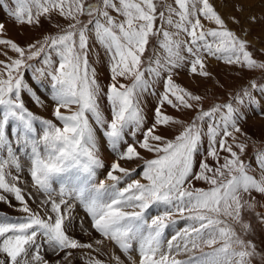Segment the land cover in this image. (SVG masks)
Segmentation results:
<instances>
[{"label":"snow or ice","instance_id":"obj_1","mask_svg":"<svg viewBox=\"0 0 264 264\" xmlns=\"http://www.w3.org/2000/svg\"><path fill=\"white\" fill-rule=\"evenodd\" d=\"M12 2L14 8L3 7L17 25L49 21L57 31L20 44L0 23V150L7 152L0 157V203L21 214L0 217V264H73L77 255L82 264H252L260 253L246 239L255 229L244 217L251 213L264 225V151L254 153L255 169L242 158L252 139L243 125L249 113L264 118V60L247 39L250 28L237 16L226 20L212 0H173L164 10L157 0ZM231 7L244 12L240 3ZM246 20L258 22L255 15ZM96 45L107 57L106 85L91 63ZM212 61L241 74L259 70L261 79L224 97L178 82L183 71L223 88ZM148 96L156 99L150 123ZM48 100L52 119L28 106L45 108ZM98 133L117 159L97 181L104 167ZM17 150L28 156L27 180ZM133 160L143 162L138 179L120 163ZM153 206L163 210L149 218ZM76 208L88 234H96L91 241L69 234ZM176 216L188 223L165 249L162 237Z\"/></svg>","mask_w":264,"mask_h":264},{"label":"rangeland","instance_id":"obj_2","mask_svg":"<svg viewBox=\"0 0 264 264\" xmlns=\"http://www.w3.org/2000/svg\"><path fill=\"white\" fill-rule=\"evenodd\" d=\"M263 0H212V2L216 5L217 10L221 13L222 16L227 20L230 16H237L241 19L242 23L245 24L247 28H250L251 34L247 37L248 40L253 42L254 50L256 51L257 58L260 60H264V55H261L259 52V49L264 47V38L258 39L261 37L262 32H264V3ZM158 7L160 10H164L165 6L167 4H173V0H157ZM232 3H240L243 8L244 12L241 14L240 12H237L233 10L231 7ZM227 4L225 7L224 5ZM3 5H7V8H14L15 5L13 4L12 0H3V3L0 2V23H4L7 28L13 29L15 35L14 39L20 41V34L21 32L29 33V39L22 44H26L28 42L34 41L36 39H40L43 34L45 33H54L57 31V29L53 26V24L49 21L43 22V27H29L28 25H17L8 15V12ZM115 15V14H113ZM250 15H255L257 17L258 22L256 24H249L246 20V18ZM56 20H59V17H55ZM86 20L87 18L84 17ZM61 23H67L66 21H60ZM229 27L234 29L239 33L240 29L239 26L229 23ZM21 31V32H20ZM17 32V33H16ZM21 44V42H19ZM155 44V40L152 42ZM9 55L12 56L14 53L9 52ZM147 56L152 55V46H149V51L145 54ZM4 59V56L0 55V60ZM91 63L93 67L96 68L99 81L102 85H106L109 81V72L107 67V57L105 56L103 49H101L98 45L94 46V52L91 57ZM210 70L215 74V77L220 81L221 84H223V88H220L219 86H215L213 81L209 80L207 82L200 81V80H192L190 77H188L183 71L181 72V75L177 77V80L182 85H185L194 91H198L203 93L205 90H207V93L209 96L215 94L218 97H224L227 91H231L234 89H238L241 85L246 84L250 78H255L257 80L261 79V72L259 70L256 71H249L241 74L237 69L229 68L223 64H220L216 61H212L210 64ZM124 83H130V81H122ZM47 82H45L46 84ZM160 88L157 86V91H159ZM41 92L44 94L45 99L47 98V92L42 88ZM147 103L144 105L146 115L148 116V122H151V114H152V107L156 103V99L154 96H148L146 97ZM102 111L105 113V115H109V108L107 106L106 100L103 98L100 101ZM29 108L34 113L38 114L39 116H42L44 118L52 119V108H51V101L48 100L46 102L45 108H37L33 104L29 103ZM207 107V105H205ZM171 114L174 116L179 117L181 114L177 113L171 109L168 110ZM188 115H191L189 113ZM110 118V116H109ZM184 119H187V116L183 117ZM245 132L249 134V136L252 138L249 141V147L242 157L245 161L251 160L252 166L255 169V160H252V157L254 153L257 150L264 151V118H261L259 115H253L252 113H249V119L246 123L243 125ZM99 134V133H98ZM168 135H172L171 132L167 133ZM100 137V135H99ZM102 142L104 143V150L105 153H109L110 160L113 162L117 159L116 154L110 150L109 145L106 143L104 138L101 136ZM131 143V140L128 141ZM207 146V140L204 141V146L201 148V155L197 157V164L199 162V159L202 157L206 150ZM124 146L121 145V148ZM18 151V155L20 157L21 166L25 169L23 172L24 179H28V172H27V164H28V156L24 151ZM141 154L145 157H149L150 154L143 152V150H140ZM7 152L5 150H0V157H6ZM122 162L124 165H122ZM210 164L213 163L211 159L208 161ZM110 163V162H109ZM121 165L123 167L129 168V169H135L136 171L133 172V178L138 179L140 177L139 173L142 171V161L140 160H133L131 162L127 161H120ZM110 165L104 164V167L102 169H97V181L100 179H104L106 176L107 171L109 170ZM13 171H15L13 169ZM254 175H259V170L256 169L253 173ZM138 177V178H137ZM144 182V181H142ZM196 187H207L203 182L200 181H194L193 182ZM31 182L29 180V188L28 190L32 191L33 194L36 196L37 201L41 198V194L36 192L35 189H32L30 186ZM122 185V184H121ZM120 187H123L121 186ZM23 187V185H21ZM264 202V201H262ZM13 203L15 201L13 200ZM32 207L35 208L36 205L32 204ZM163 209L162 207H156L153 206V208L149 209V212L147 215L149 218L151 216H154L161 212ZM260 211H264V209H258ZM5 214L8 215L10 218H16L20 216L21 214L18 212H14L11 208H9L6 204L0 203V217H3ZM73 223L70 225L69 228V234L74 236L80 241L88 242L91 241L93 237L96 236L94 232L91 234L89 233V222L86 217H84V213L79 208H76L73 210ZM84 218V224L83 226L80 225L79 221L81 218ZM245 220H250L253 223L254 226V234L246 237V239H252L254 240L257 251L260 253V255L254 257L252 259V264H264V225H260L255 221V217L251 213L245 214ZM175 219L178 221L176 224H170L167 229H165L164 235L162 237V242L164 244V247L166 249L167 241L175 235L180 229H182L188 221L181 219L179 216H176ZM173 232V233H172ZM107 242V241H106ZM112 248V245L110 242H108ZM87 249L84 250H77V252H87ZM117 255H120L119 249L116 250ZM199 255V253H196ZM132 255L138 259L137 253L135 251V247L132 251ZM51 259V257H49ZM103 258V257H101ZM122 259H124L123 256H121ZM182 259H186V256L180 257ZM73 264H82L81 258L79 255L76 256Z\"/></svg>","mask_w":264,"mask_h":264},{"label":"bare ground","instance_id":"obj_3","mask_svg":"<svg viewBox=\"0 0 264 264\" xmlns=\"http://www.w3.org/2000/svg\"><path fill=\"white\" fill-rule=\"evenodd\" d=\"M263 3H264V0L262 1ZM7 28V27H6ZM11 28V27H10ZM10 28H7V35L9 36V37H11L12 39H14V36L13 35H15V33H14V31H13V29H10ZM21 32V31H20ZM17 33V32H16ZM20 34V41L18 40V38H16L17 40H15V41H17L18 43L19 42H21V44L22 43H25L30 37V35H29V33H25V32H21V33H19ZM35 106V105H34ZM98 145H99V148H100V157H101V159L103 160V163L104 164H109V165H111L112 164V161L110 160L111 158H110V156L111 155H109V153H105V150H104V143L102 142V138H101V136L99 137V134H98ZM110 162V163H109ZM122 165H124V163L122 162ZM139 177V176H138ZM137 177V178H138ZM121 186H124L123 184L121 185ZM173 233V232H172ZM105 245H106V248H105V250L106 251H110L111 250V246H110V244L108 243V242H105Z\"/></svg>","mask_w":264,"mask_h":264}]
</instances>
